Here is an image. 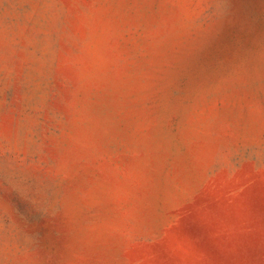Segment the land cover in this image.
Segmentation results:
<instances>
[{
    "label": "rangeland",
    "instance_id": "rangeland-1",
    "mask_svg": "<svg viewBox=\"0 0 264 264\" xmlns=\"http://www.w3.org/2000/svg\"><path fill=\"white\" fill-rule=\"evenodd\" d=\"M0 264H264V0H0Z\"/></svg>",
    "mask_w": 264,
    "mask_h": 264
}]
</instances>
